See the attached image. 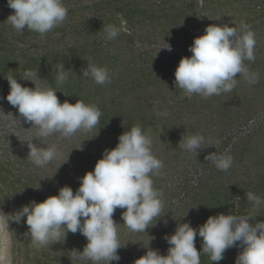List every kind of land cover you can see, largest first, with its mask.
<instances>
[{
  "label": "trees",
  "instance_id": "obj_1",
  "mask_svg": "<svg viewBox=\"0 0 264 264\" xmlns=\"http://www.w3.org/2000/svg\"><path fill=\"white\" fill-rule=\"evenodd\" d=\"M63 4L68 8L66 20L43 36L27 28L18 32L7 19L0 21V90L9 85L6 79L8 76L18 81L24 78L26 70L37 71V79L56 89L57 97L63 102L67 100L75 104L81 99L85 104L96 105L100 109V122L88 133L89 136L102 140L111 149L117 145L118 137L123 132L139 124L151 139L154 136L162 137L158 143L152 140L151 151H159L158 145L165 146L160 150L164 154L169 147L167 143L176 140L180 134V128L174 125L181 120L180 116H175L176 111L185 110L191 116L193 112L200 110L197 113L199 117L189 123L188 127L190 131L199 127L195 134H202L209 146L197 156L201 161L202 171L195 177V185H190L188 178H185L181 180L180 186H173L171 193L164 194L166 186L155 183L154 175H151L153 187L163 193L162 213L171 214L170 221H166L172 228L160 221L161 225L167 227L164 232L166 234L159 237L162 250H166L165 255L169 245L164 237L174 234L178 223L190 221L191 226L197 228L209 216L219 213H251L257 215L251 222L264 221V205L256 208L246 198V192L251 191L264 200L263 140H259V146L252 147V137L263 138L264 128L261 129L259 124L257 131L253 129L250 135L240 134L239 129H236L242 125L240 119L249 115V106L253 101L248 99L232 102L234 99H230V95H235L234 88L219 96L205 98L200 94H193L188 97L182 89L175 86L174 76L180 59L191 55L188 49L194 38L204 34L205 28L210 24H226L225 20L217 18L233 12L238 17L237 21L241 12L247 13L249 17L244 21L227 25L239 28L242 23H246L254 29L259 28L256 22L259 20L260 26L264 28V0H63ZM110 24L117 28L126 24L131 36L124 38L125 36L118 34L115 39L107 40L104 27ZM135 34L138 39L150 41L152 37H158L161 43L182 42L187 47L170 52V57L161 59V54L164 53L162 49H132V35ZM263 49L264 46H261L254 53L261 54ZM86 59L106 67L111 82L99 85L90 78H80L81 69L87 67ZM255 59L253 65L258 64L263 69L264 60L259 61L258 55ZM60 63L71 71L68 73V81L57 86L55 78ZM153 107L162 108V112L156 115ZM163 137H167L169 141L163 140ZM178 138L181 140L182 137ZM216 140H219L218 144L214 143ZM171 144L172 147L179 145H175L176 142ZM6 150L8 149L0 151V192L5 196L0 199V207L5 214H12L14 212L8 207L7 198L15 196L18 209L33 200L42 202V199L41 192L35 193L32 181L22 178L16 169L24 162L18 157L20 153L14 151L10 159L2 155ZM176 150L178 153H172L168 160L173 157L176 160L178 154L184 152L179 146ZM12 151L13 149L9 150V154ZM211 152L232 156L231 168L228 171L218 170L205 159ZM44 188L47 197L57 195L59 182L53 178ZM168 195L169 198H165ZM171 198H177L176 202L170 203ZM123 211L124 209H117L114 213L113 219L118 223L117 227L124 224L121 219ZM17 225L21 242H27L28 239L25 238L30 237L29 229L26 228L25 231L23 220ZM78 234L79 232H68L66 242H56L63 255L79 248L78 241L82 235ZM133 234L138 236L139 232ZM202 243V238L197 235L195 247L198 252L202 251ZM240 251L241 248H229L224 253V259L219 262H212L209 255L201 252V264H235ZM32 258L35 264H59L54 258L45 262H41V258L36 255ZM126 262L125 258H121L117 263Z\"/></svg>",
  "mask_w": 264,
  "mask_h": 264
},
{
  "label": "clouds",
  "instance_id": "obj_2",
  "mask_svg": "<svg viewBox=\"0 0 264 264\" xmlns=\"http://www.w3.org/2000/svg\"><path fill=\"white\" fill-rule=\"evenodd\" d=\"M13 14L7 22L16 30L28 29L41 36L60 26L68 16L63 0H7ZM107 40L115 39L119 29L115 25L104 27ZM256 37L250 25L242 23L239 28L227 24H210L204 34L195 37L189 46L190 56L182 57L175 69V86L191 97L200 94L207 98L231 92L237 84V74L243 75L250 84L258 82V74L251 73L244 61H255ZM169 50L170 46L167 47ZM87 60V59H86ZM63 63L58 65L56 83L68 81ZM83 79H92L96 84L110 83L106 67L87 60V67L81 69ZM24 80L33 82L37 71L26 70ZM10 91L8 103L18 109L24 122L38 129L37 137H48L60 133L70 137L77 131L88 132L96 128L102 115L96 105L85 104L81 99L75 104L60 102L57 90L52 87L22 86L16 78L8 76ZM99 129V128H98ZM97 129V133H98ZM214 143L218 144L219 140ZM152 139L137 124L118 137L117 145L105 149L92 171L80 178L78 189L63 186L57 195L42 202L30 201L14 211L0 217L20 223L29 229L32 246L42 248L60 242L68 232H79L87 243L83 250H70L71 258L79 264H101L121 259L118 250L122 247L118 239L117 225L113 219L117 209H124L121 219L133 232H146L162 218L163 193L153 187L152 174H158L163 163L151 151ZM209 146L202 134L184 136L179 148L197 158L199 152ZM28 158L38 167L49 164L58 154L57 148L44 147L28 142ZM205 159L218 170L228 171L233 164L230 155L211 152ZM67 161V160H66ZM65 161V162H66ZM247 200L256 208L264 205L258 195L246 192ZM251 213H219L209 216L197 228L190 221L178 223L174 234L166 235L169 248L166 255L148 248L134 264H201V252L209 255L212 262L224 259V253L232 247L241 248L235 264H264V221L251 222ZM26 217V220L24 218ZM155 221V223H153ZM167 224V221H163ZM197 235L202 238V251L195 247Z\"/></svg>",
  "mask_w": 264,
  "mask_h": 264
},
{
  "label": "rangeland",
  "instance_id": "obj_3",
  "mask_svg": "<svg viewBox=\"0 0 264 264\" xmlns=\"http://www.w3.org/2000/svg\"><path fill=\"white\" fill-rule=\"evenodd\" d=\"M82 1L86 2L88 0ZM13 12L14 10L8 7L7 0H0V21L7 19V17L10 14H13ZM234 12L238 13L236 9L234 10ZM247 17H249V14H243L241 12L239 18L240 22L244 21ZM236 18L238 17L234 15L233 12H230L228 15L225 14L217 19H223L225 20L226 24H229L231 22H235ZM239 20L237 21L239 22ZM237 21L236 23H238ZM256 22L259 25V28L251 29L252 31H254L257 41L254 52L257 48H261V46H264V28L260 26L259 20H257ZM118 29L119 35L125 36L124 38H128V35L131 36V32L127 29L126 24H122L118 27ZM132 36V49H136V51H141V49H153L154 51L162 49L164 53L161 54V59L170 57V52L179 51L187 47V45L182 42H174L172 44L161 43L158 37H152L150 41H148L145 38L138 39L137 34ZM117 44H120V42H117ZM168 45L170 46L171 50L167 48ZM190 45L192 44L190 43L189 46ZM257 55L259 56V61H263L264 49L261 54ZM257 55L255 54V56ZM255 61L252 62L245 60L244 63L251 73L258 74V82L255 84H250L243 75L237 74V84L234 87L235 95H230V99H234L232 102H241L248 99L253 101V103L249 106V115L245 116L243 119L241 118L240 124L242 125L236 128L239 129L240 134L246 135H250L253 129L254 131H257V126L259 124L261 125V129L264 128V68L262 69L258 66V64L257 66L253 65ZM18 83H20L22 86H27L30 88H34L35 86L41 88L49 87V85L45 84L37 78H33V82L30 80H24L22 78L18 80ZM9 91V85L0 90V151L8 149L4 151L2 155L11 159L13 157L14 151H18L20 153L18 157L24 162L19 166V168L17 167L16 169L18 172H20L22 178L32 181V183L34 184V189L36 191L35 193L38 192L39 194V192H41L42 201L47 198L44 186H46V183H49V181H51L53 178H55V180L59 182L60 188L67 185L70 186L75 193L80 185V178L83 177L86 172L92 171L96 162L102 158V153L104 152V150L111 149V147L108 148L107 145L102 142V140L91 137L89 136L88 132L83 131H77L75 134L67 138L62 137L60 133H54L49 135L48 137H37L38 129L35 126L32 127L31 123L24 122L23 118L18 112V109L8 103L6 96L8 95ZM59 100L61 103H63L62 99L59 98ZM226 100L228 101V99ZM246 108L248 109V107ZM153 109L155 110L154 112H156V115H159V113L162 112V108L158 109L157 107H153ZM243 111L244 108L241 114L243 113ZM200 112V110H197L190 116L185 112V110H182L181 112L176 111L175 116H180L181 120L179 124L175 123L174 125L180 128V134L175 138L176 140L173 139L172 141L167 143L169 147H167L166 153L162 154L160 152V150H162L161 147H165L161 145V147H159V145L157 147L159 148V151L152 153L163 163V167L159 170V173L153 174V179L155 183L166 186V189L163 190L164 194L171 193L173 186H180L181 180L185 178H188L187 181L190 183V185H195V177L198 176V174L202 171L201 161H199L195 156L189 155L185 151L183 152V154L179 153V156L176 160L174 157L171 160H168L170 155L172 157V153H175V151H177V146H179L177 144H179L180 141V138L178 137H183V135L186 137L197 132L195 130H198L199 127L197 129L194 128L192 131H190V128L188 126H190L189 123H192L196 118L199 117L197 113L199 114ZM159 139H162V137L154 136L152 140H154L155 142L157 141L158 143ZM163 140L169 141L167 137H163ZM259 140H263L262 143H264V137H252V147L259 146ZM28 142H32L44 147L55 146L57 148L58 154L46 166L38 167L31 162L30 158H28ZM175 142V145H177L176 147L170 146L171 143L174 145ZM12 149L13 151L11 152V154H9V150ZM201 151L199 153H201ZM159 152L161 153V155L158 154ZM156 154L158 155L156 156ZM8 195L10 196V194ZM4 197V194L0 192V199H4ZM14 197L15 196L7 198L9 205L8 207H10L13 212L18 210V205ZM165 198H169V195ZM176 200L177 198H171L170 203H175ZM0 210H2L1 207ZM161 214H164V216L158 219L155 226H150L146 230V232H139L138 236L133 234L135 232L131 231L125 225H120L117 227L118 239L120 244L122 245V247L118 250V254L121 258H125L127 260L125 264H134V261L140 256L144 255L148 248L158 250L161 255H165L166 250H162L163 248L159 244V237L166 234L164 232L166 231L167 227L161 225L162 222L160 221H170L171 214H168V212H163ZM153 223H155V221H153ZM17 224L18 223L11 220L7 223L3 219V217H0V264H35L32 260V256L34 255L40 257L41 262L50 261L51 258H54L56 261H58L59 264H79L77 260L71 258V253L63 255V252L59 250V245H57L58 243H54L52 245H48L39 249L32 246L31 237L25 238L28 239V241H25L26 243H22L17 230ZM24 225L25 227H23L26 231V228L28 229V226L26 225V223H24ZM167 226L172 228L169 224H167ZM62 234L60 237V242H63V240H65L66 242L67 236L65 237V239H63L64 236ZM128 236L129 238H127ZM80 237L81 236H79V238ZM78 242L79 248L81 247L80 249H78L82 251L83 247L87 243V240L82 235ZM28 256L30 257L28 258ZM36 264H39V262ZM44 264H48V262H45ZM89 264H91V262H89ZM101 264H107V262H101ZM110 264L118 263L116 261H112L110 262Z\"/></svg>",
  "mask_w": 264,
  "mask_h": 264
}]
</instances>
